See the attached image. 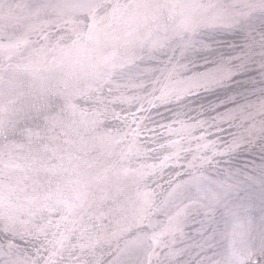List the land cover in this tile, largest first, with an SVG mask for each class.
<instances>
[{"label": "snow or ice", "instance_id": "6c2138e0", "mask_svg": "<svg viewBox=\"0 0 264 264\" xmlns=\"http://www.w3.org/2000/svg\"><path fill=\"white\" fill-rule=\"evenodd\" d=\"M0 264H264V0H0Z\"/></svg>", "mask_w": 264, "mask_h": 264}]
</instances>
